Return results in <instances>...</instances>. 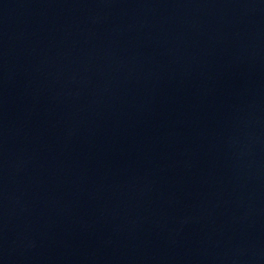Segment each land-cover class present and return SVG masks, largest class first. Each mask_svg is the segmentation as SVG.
<instances>
[{
  "label": "water",
  "instance_id": "water-1",
  "mask_svg": "<svg viewBox=\"0 0 264 264\" xmlns=\"http://www.w3.org/2000/svg\"><path fill=\"white\" fill-rule=\"evenodd\" d=\"M0 264H264V0H0Z\"/></svg>",
  "mask_w": 264,
  "mask_h": 264
}]
</instances>
